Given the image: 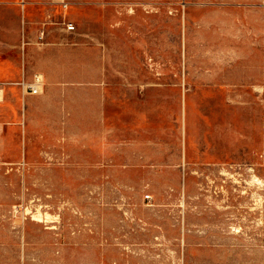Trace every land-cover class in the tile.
<instances>
[{"label": "rangeland", "instance_id": "1", "mask_svg": "<svg viewBox=\"0 0 264 264\" xmlns=\"http://www.w3.org/2000/svg\"><path fill=\"white\" fill-rule=\"evenodd\" d=\"M26 3L0 0V264H264V0Z\"/></svg>", "mask_w": 264, "mask_h": 264}, {"label": "built area", "instance_id": "2", "mask_svg": "<svg viewBox=\"0 0 264 264\" xmlns=\"http://www.w3.org/2000/svg\"><path fill=\"white\" fill-rule=\"evenodd\" d=\"M74 27H72L73 29ZM43 88V80L40 75H36L31 82H24L22 84L23 93L25 94H37L40 93V89ZM3 90L0 87V95H2Z\"/></svg>", "mask_w": 264, "mask_h": 264}, {"label": "crops", "instance_id": "3", "mask_svg": "<svg viewBox=\"0 0 264 264\" xmlns=\"http://www.w3.org/2000/svg\"><path fill=\"white\" fill-rule=\"evenodd\" d=\"M26 1H27V0H24V4H23V7H22L24 17H25V12H26V4H27ZM28 1H29V0H28ZM25 22H26V21L24 20V23H25ZM27 44H28V42H27L26 40H24V43H23V48H24V50H25V47H26ZM24 56H25V53H24ZM14 67H15V70L17 71V68H16L15 65H14ZM23 81H26L25 78H24ZM12 83H14V82H10V83H9V82H5V83L2 82V83H0V85L2 84V86H3V85H5V86L7 85V86H8V85L11 84L12 86H14V85L16 84V83H15V84H12ZM5 86H3L4 89H5ZM4 89H2V90L4 91ZM22 95H23V97H24V100H23V108H25V106H26V97H27V95H30V94H25V93H23V91H22Z\"/></svg>", "mask_w": 264, "mask_h": 264}, {"label": "bare ground", "instance_id": "4", "mask_svg": "<svg viewBox=\"0 0 264 264\" xmlns=\"http://www.w3.org/2000/svg\"><path fill=\"white\" fill-rule=\"evenodd\" d=\"M188 90V89H187Z\"/></svg>", "mask_w": 264, "mask_h": 264}]
</instances>
